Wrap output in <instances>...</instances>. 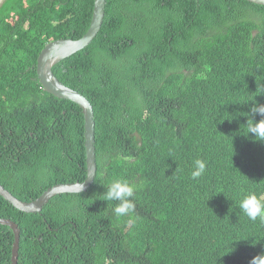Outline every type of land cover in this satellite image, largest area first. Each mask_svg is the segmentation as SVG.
Segmentation results:
<instances>
[{"label": "trees", "instance_id": "16d2710c", "mask_svg": "<svg viewBox=\"0 0 264 264\" xmlns=\"http://www.w3.org/2000/svg\"><path fill=\"white\" fill-rule=\"evenodd\" d=\"M94 3L0 6V183L22 200L87 178L83 110L44 89L37 62L47 43L87 32ZM53 70L94 106L98 172L42 212L0 194V218L21 229L19 264H243L264 242V227L235 213L264 188V142L246 126L264 104V5L107 0L97 37ZM196 158L207 169L193 180ZM117 179L137 186L124 217L99 197ZM14 241L0 224V264Z\"/></svg>", "mask_w": 264, "mask_h": 264}, {"label": "water", "instance_id": "95a60500", "mask_svg": "<svg viewBox=\"0 0 264 264\" xmlns=\"http://www.w3.org/2000/svg\"><path fill=\"white\" fill-rule=\"evenodd\" d=\"M4 0H0V6ZM264 5V0H248ZM107 0H95L91 25L87 32L78 39L60 38L46 44L41 50L37 62L38 79L44 89L58 98L71 100L83 110L85 116V145L87 150V178L82 182L58 183L46 189L39 197L26 201L15 196L0 183V194L21 211L28 213L42 212L50 200L63 193H80L87 191L94 183L97 172L96 120L94 106L80 91L66 85L55 74L53 68L62 60L84 49L97 37L102 29L106 16ZM82 184V191L79 186ZM0 224L10 226L15 235L11 264H19L21 229L19 224L10 218H0Z\"/></svg>", "mask_w": 264, "mask_h": 264}, {"label": "clouds", "instance_id": "9594fccd", "mask_svg": "<svg viewBox=\"0 0 264 264\" xmlns=\"http://www.w3.org/2000/svg\"><path fill=\"white\" fill-rule=\"evenodd\" d=\"M262 92H264V88H262ZM257 114L264 117V104L254 101L248 112L249 118L246 125L247 134H253L255 140L264 142V118L259 121L254 120L252 117ZM206 169L207 164L204 159H194L192 162L191 179H199L205 174ZM104 187L106 191L99 196L100 200L106 202L118 201L116 206L112 209L115 216L124 217L134 212V194L137 190L135 184L130 183L127 179H117ZM79 191H82V184L79 186ZM224 208L226 210V205ZM238 209L239 212L235 213L239 217L264 227V188L260 191V196L254 192H249L244 195L238 203ZM243 264H264L263 239L250 245V249L244 258Z\"/></svg>", "mask_w": 264, "mask_h": 264}]
</instances>
